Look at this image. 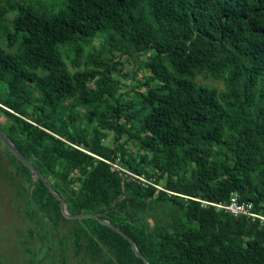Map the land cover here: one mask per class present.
Here are the masks:
<instances>
[{
    "label": "trees",
    "instance_id": "16d2710c",
    "mask_svg": "<svg viewBox=\"0 0 264 264\" xmlns=\"http://www.w3.org/2000/svg\"><path fill=\"white\" fill-rule=\"evenodd\" d=\"M120 59L145 72L130 92ZM0 118L70 214L149 264H264V224L216 206L264 217V0H0ZM0 145L49 264L68 243L79 264H145Z\"/></svg>",
    "mask_w": 264,
    "mask_h": 264
},
{
    "label": "rangeland",
    "instance_id": "374dc122",
    "mask_svg": "<svg viewBox=\"0 0 264 264\" xmlns=\"http://www.w3.org/2000/svg\"><path fill=\"white\" fill-rule=\"evenodd\" d=\"M94 44L99 46V41L96 40ZM120 60L122 64L119 66L120 69L115 73V76L119 81L121 92H130L138 84V80H142L145 72L138 73L135 79L132 75V71L135 70L132 63H128L125 59ZM66 61L71 71L78 68L75 67V64L69 58ZM207 83L219 88H222L223 85L222 82L213 79L207 80ZM0 149L2 152L1 156L5 158L1 145ZM21 191L25 195L24 190ZM34 226V224L29 223L25 219L24 210L21 211L17 207L16 199L11 194L9 183L0 175V261L2 264H30V254L26 250V246H31L34 249L32 257L35 260V264H49L50 258L44 259L43 257L45 251L42 248L38 234L31 239L29 233H27V230L29 228L34 229ZM66 230L67 228L61 229V234L66 233ZM64 257L68 264H79L70 243H68V247L64 251Z\"/></svg>",
    "mask_w": 264,
    "mask_h": 264
},
{
    "label": "water",
    "instance_id": "95a60500",
    "mask_svg": "<svg viewBox=\"0 0 264 264\" xmlns=\"http://www.w3.org/2000/svg\"><path fill=\"white\" fill-rule=\"evenodd\" d=\"M0 141L2 142V144L9 150L11 151L17 158L18 160H20L22 163H24L30 170L31 172L34 174L35 178H39L42 179L45 184L47 185V187L50 189L51 193L53 194V196L60 201L61 204V212L62 214L69 219H76V218H95V219H99L102 223L110 226L111 228H113L115 231L119 232L120 234H122L125 238H127L131 244H132V248L134 250V252L136 253V255L138 257L143 258L145 264H149L148 261L140 254V252L138 251L135 242L128 237L120 228L112 225L109 221L104 220V219H100L97 215H72L68 212L67 208H66V203L65 200L53 189L50 181L45 178L40 171L28 160L26 159L23 154L13 145V143L0 131Z\"/></svg>",
    "mask_w": 264,
    "mask_h": 264
},
{
    "label": "built area",
    "instance_id": "2783aa9c",
    "mask_svg": "<svg viewBox=\"0 0 264 264\" xmlns=\"http://www.w3.org/2000/svg\"><path fill=\"white\" fill-rule=\"evenodd\" d=\"M218 207L224 208L228 212L232 213L235 216H246L253 220L259 219L261 223L264 224V217L259 216L253 211V203H241L236 194H233L230 198V201L227 205H216Z\"/></svg>",
    "mask_w": 264,
    "mask_h": 264
}]
</instances>
